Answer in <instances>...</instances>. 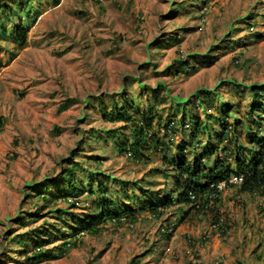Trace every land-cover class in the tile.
<instances>
[{
    "label": "rangeland",
    "instance_id": "rangeland-1",
    "mask_svg": "<svg viewBox=\"0 0 264 264\" xmlns=\"http://www.w3.org/2000/svg\"><path fill=\"white\" fill-rule=\"evenodd\" d=\"M19 1L0 0L13 4L19 22L31 24L22 48L12 41L11 23L10 35L0 37V264H261L264 203L234 186L221 192L225 235L211 223L210 210H193L163 236L161 227L179 211L170 208L162 216L142 210L131 228L129 222L106 221L98 235H82L77 247L49 261L25 260L8 240L35 227L52 234L45 248L71 240L63 235L71 234L68 227L61 234L46 224L55 219L44 212L64 206L60 202L39 210L40 217L16 219L41 204L34 202L40 189H33L32 202L22 197L23 190L56 178L71 161L128 182L125 193L118 181L109 179L106 186L130 207L136 206L135 196L143 202L164 184L165 193L170 191L174 173L167 159L151 149L139 160L119 152L117 138L105 131L129 136L130 124L104 120L100 107L109 110L126 97L141 107L155 103L163 118L171 111L180 117L183 105L185 113L203 118L197 97L214 90V97L241 114L251 100L242 85L264 82V0ZM158 83L168 95L160 91L162 101H149ZM67 98L76 101L59 111ZM208 125L218 128L214 119ZM95 130L98 135L91 138ZM75 172L84 186L85 172L79 166ZM75 198L73 212L83 217L93 200Z\"/></svg>",
    "mask_w": 264,
    "mask_h": 264
},
{
    "label": "trees",
    "instance_id": "trees-1",
    "mask_svg": "<svg viewBox=\"0 0 264 264\" xmlns=\"http://www.w3.org/2000/svg\"><path fill=\"white\" fill-rule=\"evenodd\" d=\"M18 3L21 5L24 2L20 0ZM17 13L12 3L3 2L0 5V37L11 34L13 43L22 48L26 44V35L31 24L19 22L20 15ZM34 13L36 17L37 14ZM25 14H30V11ZM9 23L12 24L10 34L6 30ZM181 62L189 67L188 62L183 60ZM136 82L140 84L138 80ZM235 85L241 86L238 83ZM242 86L249 92L251 100L248 109L239 115L230 108V104L223 102L221 97L217 95L215 98L214 90H203L204 94L197 97L196 106L202 108L203 118L194 113H185L184 105L180 117L171 111L169 117L163 118L161 113L156 111L155 103L151 102L148 106L141 107L126 97L120 102H113L109 110L100 107L104 120L130 124L129 136H117L116 130L105 131L117 138L115 143L119 152L136 160L143 156L144 150L151 149L161 152L164 156L167 155L165 154L167 150L174 152L173 157H166L174 173L172 189L162 197H156L155 193H151L150 199L143 202L135 196L136 206L130 207L119 200L116 190L106 186L109 179L116 183L118 181L122 183L120 193H125L126 189L123 187L128 182L99 170L84 168L79 162L71 161L70 166L64 168L63 173L58 174L56 178H44L42 182H33L31 183L33 188L23 190L22 197L32 202L35 195L33 189H40L35 195L34 202L40 201L41 204L33 212H20L16 218L23 223L26 216L40 217L42 214L39 210L47 209L51 202H60L64 206L50 208L44 212L45 215L52 213L55 219L54 222L46 224L61 234L65 232L62 227H68L71 234L63 235L71 240L63 239L58 246L45 248L44 244L52 241V234L46 230L48 228L35 227L16 233L8 242L16 243L19 253L27 261L54 260L63 256L70 246L77 247L82 241V235H98L106 221L134 224L139 220L140 210L147 208L151 214L162 216L163 210L160 209L174 204L182 205L185 213L193 210L205 213L210 210L213 219L211 223L225 235L226 225L218 212L221 193L215 194V190L210 186L212 183L226 179L231 174H240L243 178L241 184L232 186H237L242 192L257 194L264 202V82ZM160 91L168 95L166 86L158 83L151 88L153 99L149 101L156 100ZM215 99L218 107L214 105ZM157 100L162 101V98ZM211 100L212 103L209 102ZM74 101L76 99L67 98L58 110L66 109ZM85 102L88 103V100ZM187 103L188 99L185 101V104ZM208 107L212 108L211 112L207 111ZM224 107H227V113L224 112ZM211 119L218 122V128L208 125ZM186 124L188 128L185 127ZM178 129L182 130L179 132L182 137L175 141L173 136ZM98 132L95 130L89 136L93 138ZM78 166L85 172L84 186L83 178L75 175ZM80 195H87L93 200V208L83 214V217L73 212L79 204L75 197ZM261 264H264V261H261Z\"/></svg>",
    "mask_w": 264,
    "mask_h": 264
},
{
    "label": "crops",
    "instance_id": "crops-1",
    "mask_svg": "<svg viewBox=\"0 0 264 264\" xmlns=\"http://www.w3.org/2000/svg\"><path fill=\"white\" fill-rule=\"evenodd\" d=\"M56 1H59V0H56ZM212 111V110H211ZM210 111V112H211ZM182 137V136H181ZM186 138H187V136H185ZM175 138H176V135H175ZM176 140V139H175ZM173 151H166L165 152V154H167L166 156H164V154H162L161 153V158L162 159H166V157L167 158H170V157H173ZM166 163V162H165ZM166 170H168V169H166ZM169 170H171V169H169ZM163 174H164V177L165 178H167V175H166V172L164 173L163 172ZM173 182H174V178H173V176L170 178V181H169V183H172L173 184ZM167 184H164V185H162L161 186V188H157V189H159V190H157V193H155L156 195V197H162V196H164V193H165V186H166ZM233 187V186H232ZM237 186H234V188L235 189H237V191H239L240 193H245V194H249V195H254V196H257V197H259L257 194H253V193H248V192H242V191H240L239 189H238V187L236 188ZM260 198V197H259ZM262 200V199H261ZM263 201V200H262ZM220 202H222V196H220ZM264 203V202H263ZM158 208H160V207H158ZM170 208H176V209H178L179 211H178V214L175 212V216H170V218H168L166 221H165V226H164V224H163V226L161 227V231H162V234H163V236H169V235H171L172 233H173V231L175 230V228H176V225H177V223L178 222H182V220L184 219V215H186V214H188V212L187 213H185V210H184V208H183V206L182 205H180V204H174V205H169L168 207H166L165 209H160V210H163V214L167 211V210H169L170 211ZM143 211H146V213L148 212V213H150L149 212V210H147V208H145V209H142ZM142 210H140L139 211V214L141 213V211ZM173 214H174V212H173ZM141 215V214H140ZM141 217H139V219H140ZM171 223H174L175 225H174V227H173V229H172V231L171 232H169V233H167L166 231H165V229L167 228V226L168 225H170ZM135 224V223H134ZM263 254H262V258H260L259 260H261V261H264V251L262 252Z\"/></svg>",
    "mask_w": 264,
    "mask_h": 264
},
{
    "label": "built area",
    "instance_id": "built-area-1",
    "mask_svg": "<svg viewBox=\"0 0 264 264\" xmlns=\"http://www.w3.org/2000/svg\"><path fill=\"white\" fill-rule=\"evenodd\" d=\"M185 127L188 128V124H186ZM242 180L243 178L240 174H231L228 178L223 179V180H218L212 183L210 186L215 190V194H217V193H221L222 190H224L226 187L241 184ZM191 197L193 198V196ZM174 225H175L174 223H171L170 225L167 226L165 231L167 233L171 232ZM129 227L130 228L133 227V224L129 223Z\"/></svg>",
    "mask_w": 264,
    "mask_h": 264
}]
</instances>
